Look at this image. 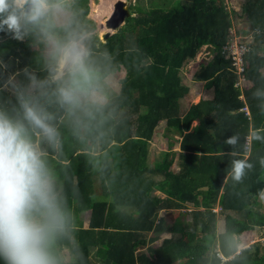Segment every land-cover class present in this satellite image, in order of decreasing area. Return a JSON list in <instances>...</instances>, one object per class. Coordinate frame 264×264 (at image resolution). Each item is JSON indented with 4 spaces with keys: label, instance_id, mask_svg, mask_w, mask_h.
I'll return each instance as SVG.
<instances>
[{
    "label": "trees",
    "instance_id": "trees-1",
    "mask_svg": "<svg viewBox=\"0 0 264 264\" xmlns=\"http://www.w3.org/2000/svg\"><path fill=\"white\" fill-rule=\"evenodd\" d=\"M135 1L139 4H127L124 23L102 41L87 18L88 0H72L74 28L86 36L95 73L93 88L109 74H123L116 93L106 94L104 102H86L78 124L55 97L45 103L59 145L41 148L66 216L51 251L58 264H264V245L257 241L237 250L236 240L245 231L264 230V208L257 200L264 191V139L252 137L256 132L264 138V54L259 53L264 0H243L237 13L227 10L224 0ZM230 13L247 24L243 31L250 35L241 70L223 51ZM204 45L211 58L191 79L209 83L212 96L182 110L189 88L179 72ZM44 47L35 35L17 40L0 32V103L15 102L10 78L25 83L26 73L49 78ZM239 79L250 85L236 86ZM160 120L166 125L163 136L178 141L179 151H162L153 168L149 141ZM234 136L236 144H228ZM175 158L179 170L172 172ZM238 159L252 165L239 182L231 175ZM187 204L195 208L189 228L155 216V210L177 211ZM128 206L132 213L124 211ZM217 216L223 220L220 232ZM162 231L170 236L149 254L135 250L148 232ZM0 264H6L2 256Z\"/></svg>",
    "mask_w": 264,
    "mask_h": 264
},
{
    "label": "clouds",
    "instance_id": "clouds-1",
    "mask_svg": "<svg viewBox=\"0 0 264 264\" xmlns=\"http://www.w3.org/2000/svg\"><path fill=\"white\" fill-rule=\"evenodd\" d=\"M74 24L72 0H0V32L17 40L35 35L49 50V78H10L15 102L0 103V256L6 264H58L51 244L66 216L41 144L59 145L45 103L55 97L78 124L94 86L86 36ZM236 142L235 136L227 140ZM251 168L244 159L233 161L232 178L239 182Z\"/></svg>",
    "mask_w": 264,
    "mask_h": 264
},
{
    "label": "rangeland",
    "instance_id": "rangeland-1",
    "mask_svg": "<svg viewBox=\"0 0 264 264\" xmlns=\"http://www.w3.org/2000/svg\"><path fill=\"white\" fill-rule=\"evenodd\" d=\"M115 0H88V13L87 18L92 20L95 23V29L93 32L97 33L99 36L106 31L107 29L104 26V22L109 16L112 5ZM127 4H139L138 1L135 0H125ZM243 0H224V5L227 10H231L233 13L239 12L240 4ZM148 0H142V4H147ZM233 13H230V20H231V28L229 29L230 36L227 38L230 39L231 37H235L236 39L243 40L244 42H251L250 41V35L246 31H243L244 26L246 27L247 24L238 16L235 17ZM110 33L112 34L114 30L108 29ZM38 40H41L38 38ZM33 49H37L36 43L32 45ZM42 52L45 53L46 56H49V50L45 47L42 49ZM259 53L264 54V44L261 45V48L259 50ZM211 58V53L209 50V47L204 45L202 46L195 57L185 63L183 68L180 70L179 75L182 80V83L189 88V92L185 95V97L181 100L182 106L181 109L185 110L186 107H188L191 103H194L198 101L200 98L204 97H211L212 96V87L208 83L204 82H194L192 81L191 77L193 73L196 71L200 63H205ZM122 72H116L113 74H109L103 79H100L98 81L97 87L92 89V93L89 97V101H98V102H104L107 99L106 94H110L112 92L116 93L119 89V78L122 76ZM209 85V88L207 87ZM236 86L238 87H247L250 85L249 81H246L245 79H239L236 83ZM165 122L164 120H160L156 128L154 129L153 135L150 143V151L151 155L149 156V163L151 167L156 168L160 161V155L162 151H175L178 152V145L179 142L176 140H170L167 139V137L163 136V133L165 132ZM87 148H91L90 145L86 144ZM176 156V155H175ZM169 169L172 172H177L179 170L178 163L176 161V158L173 162V164L169 167ZM53 178L55 179L54 175ZM161 196L163 194H160ZM257 200L260 203V208H264V191L261 194L260 197L257 198ZM124 211H127L129 213H132L134 211L133 207H123ZM195 209L192 205L187 204L186 209L181 210H170L166 211L163 209L155 210L156 218L157 217H165L169 222H174L175 220L179 221V224L182 227L189 228L192 224V218L193 215L191 214V211ZM217 207H214L213 211H217ZM82 224L84 226L87 225V217L88 212H84L82 215ZM155 218V220H156ZM223 228V220L220 216H217L216 219V232H220ZM170 233L166 231H162L159 233L155 232H148L146 234V242L143 245H137L135 250L136 251H143L147 254H149V249H154L158 247L162 240L166 237H169ZM237 240V250L247 247L250 244L257 242L261 243V245H264V230L263 228L260 229H254L252 231H245L241 233L239 236L236 237ZM93 250V249H92ZM65 256L68 257L67 251L62 252ZM174 264H181V261H177Z\"/></svg>",
    "mask_w": 264,
    "mask_h": 264
},
{
    "label": "water",
    "instance_id": "water-1",
    "mask_svg": "<svg viewBox=\"0 0 264 264\" xmlns=\"http://www.w3.org/2000/svg\"><path fill=\"white\" fill-rule=\"evenodd\" d=\"M128 15L129 11L126 1L115 0L111 12L104 22V26L107 30L101 34L100 39L104 41L111 34L108 29L114 30L115 32L124 23Z\"/></svg>",
    "mask_w": 264,
    "mask_h": 264
},
{
    "label": "built area",
    "instance_id": "built-area-1",
    "mask_svg": "<svg viewBox=\"0 0 264 264\" xmlns=\"http://www.w3.org/2000/svg\"><path fill=\"white\" fill-rule=\"evenodd\" d=\"M248 42L236 39L234 36L226 41L223 46V51L226 56L232 59V63L237 67L238 70L242 69L243 56L248 50ZM250 145V139L247 137L245 140V148L248 149Z\"/></svg>",
    "mask_w": 264,
    "mask_h": 264
},
{
    "label": "crops",
    "instance_id": "crops-1",
    "mask_svg": "<svg viewBox=\"0 0 264 264\" xmlns=\"http://www.w3.org/2000/svg\"><path fill=\"white\" fill-rule=\"evenodd\" d=\"M111 35V34H110ZM178 151H179V149H178ZM84 226V225H83ZM87 226V225H86Z\"/></svg>",
    "mask_w": 264,
    "mask_h": 264
}]
</instances>
